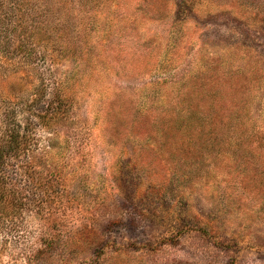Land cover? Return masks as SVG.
<instances>
[{
  "label": "rangeland",
  "instance_id": "obj_1",
  "mask_svg": "<svg viewBox=\"0 0 264 264\" xmlns=\"http://www.w3.org/2000/svg\"><path fill=\"white\" fill-rule=\"evenodd\" d=\"M14 119L0 264H264V0H0Z\"/></svg>",
  "mask_w": 264,
  "mask_h": 264
},
{
  "label": "trees",
  "instance_id": "obj_2",
  "mask_svg": "<svg viewBox=\"0 0 264 264\" xmlns=\"http://www.w3.org/2000/svg\"><path fill=\"white\" fill-rule=\"evenodd\" d=\"M16 111L17 108L8 110L5 117L13 116ZM13 122V126L9 127V135H5L0 139V167L5 163V159L10 153L18 155L23 149H26L25 146L30 141L31 125L26 123L21 126V124L16 122V119Z\"/></svg>",
  "mask_w": 264,
  "mask_h": 264
}]
</instances>
